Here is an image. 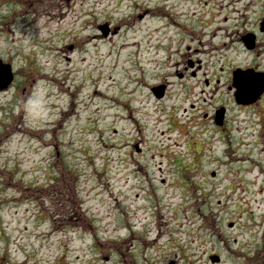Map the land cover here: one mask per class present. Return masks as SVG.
<instances>
[{
  "label": "rangeland",
  "instance_id": "rangeland-1",
  "mask_svg": "<svg viewBox=\"0 0 264 264\" xmlns=\"http://www.w3.org/2000/svg\"><path fill=\"white\" fill-rule=\"evenodd\" d=\"M179 1L183 20L212 14L213 0ZM156 3L0 0V57L15 71L0 91V264H212L210 250L215 264H264V171L239 144L245 113L231 110L226 154L206 140L200 111L225 83L168 74L180 46ZM105 21L121 28L103 37ZM212 32L197 35L208 69Z\"/></svg>",
  "mask_w": 264,
  "mask_h": 264
},
{
  "label": "flooded vegetation",
  "instance_id": "flooded-vegetation-1",
  "mask_svg": "<svg viewBox=\"0 0 264 264\" xmlns=\"http://www.w3.org/2000/svg\"><path fill=\"white\" fill-rule=\"evenodd\" d=\"M213 5L210 20L215 30H219L215 52L219 57L217 63L208 69L201 58L198 47L201 40L197 35L205 28L203 17L190 15L183 20L169 15V22L166 21L168 28L169 23L173 24L177 39L187 37L188 42L183 49L176 50L173 60L169 62L173 69L168 74L179 80L225 83L226 90L219 85L215 87L214 95L219 94L217 102L211 111H204L202 117L212 121L219 133L214 134L215 140L229 141L230 103L244 110L248 123L246 135L250 138L252 155L256 157V162L259 161L258 167L264 171V0H213ZM142 16L140 14L139 18ZM225 31L231 34V42L236 44L234 53L228 52L227 44L222 40ZM163 80L167 81L166 78ZM236 80H244L249 97L255 95V98L245 104L237 103L234 97ZM220 106L225 108V113L222 124L218 125L215 124L214 114Z\"/></svg>",
  "mask_w": 264,
  "mask_h": 264
},
{
  "label": "water",
  "instance_id": "water-1",
  "mask_svg": "<svg viewBox=\"0 0 264 264\" xmlns=\"http://www.w3.org/2000/svg\"><path fill=\"white\" fill-rule=\"evenodd\" d=\"M100 28L104 34H107L108 29L106 24L100 25ZM13 79V73L11 71V65L9 63H4L0 59V89L5 88L8 86V84L12 81ZM157 95H161V91H156ZM229 225H232V222L229 223ZM212 260H217V256H211ZM170 264H173L171 262Z\"/></svg>",
  "mask_w": 264,
  "mask_h": 264
},
{
  "label": "clouds",
  "instance_id": "clouds-1",
  "mask_svg": "<svg viewBox=\"0 0 264 264\" xmlns=\"http://www.w3.org/2000/svg\"><path fill=\"white\" fill-rule=\"evenodd\" d=\"M35 106L36 101L30 98L25 105V111L33 118H40L41 114L34 111Z\"/></svg>",
  "mask_w": 264,
  "mask_h": 264
},
{
  "label": "bare ground",
  "instance_id": "bare-ground-1",
  "mask_svg": "<svg viewBox=\"0 0 264 264\" xmlns=\"http://www.w3.org/2000/svg\"><path fill=\"white\" fill-rule=\"evenodd\" d=\"M135 43H136V39H135V40H132L131 42H129L126 46H124V47L122 48V52L124 53V52H126V51L132 49V48L134 47V44H135ZM80 104H83V102L80 101ZM141 104L144 105L145 108L148 107V104H146V103H141ZM134 107H135V108H134ZM134 107H133V110H138V108H139V106H136V105H134ZM111 108H112V106H111ZM83 109H85L84 106H83ZM123 117H124V116H123ZM119 120L121 121L122 119H119ZM160 124H161V122H160Z\"/></svg>",
  "mask_w": 264,
  "mask_h": 264
}]
</instances>
